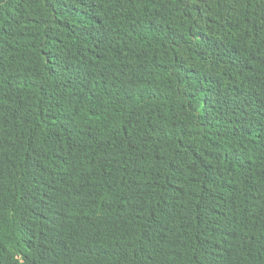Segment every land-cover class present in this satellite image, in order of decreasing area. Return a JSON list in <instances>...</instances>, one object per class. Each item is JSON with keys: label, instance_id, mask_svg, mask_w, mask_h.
I'll list each match as a JSON object with an SVG mask.
<instances>
[{"label": "trees", "instance_id": "1", "mask_svg": "<svg viewBox=\"0 0 264 264\" xmlns=\"http://www.w3.org/2000/svg\"><path fill=\"white\" fill-rule=\"evenodd\" d=\"M0 264H264V0H0Z\"/></svg>", "mask_w": 264, "mask_h": 264}]
</instances>
